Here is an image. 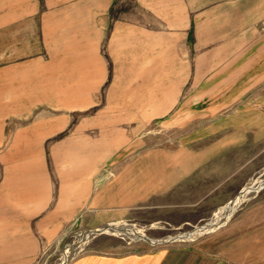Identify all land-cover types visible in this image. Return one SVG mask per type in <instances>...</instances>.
Here are the masks:
<instances>
[{
  "label": "rangeland",
  "instance_id": "rangeland-1",
  "mask_svg": "<svg viewBox=\"0 0 264 264\" xmlns=\"http://www.w3.org/2000/svg\"><path fill=\"white\" fill-rule=\"evenodd\" d=\"M10 1L0 0V77L6 81L11 68L31 70L41 60L45 90L31 73L30 92H39L44 104L36 105L30 118L68 116L47 147L89 148L86 154H93L99 168L95 189L108 185L117 194L120 174L126 187L137 184V194L124 202L93 208L87 203L61 233L47 235L33 264H69L88 252L164 249L188 250L212 264H264V0H110L109 25L98 47L110 76L91 102L79 105L66 101L85 91L84 82L79 90L77 58L86 56L65 41L79 16L61 10L67 4L53 11L54 0H30L29 24L37 27L36 21L46 18L45 31L40 27L41 41L30 43V51L35 44L38 51H22L20 28L7 26L12 14L19 18L22 12L12 11ZM183 16L188 24H181ZM56 18L62 24L51 34ZM140 21L141 28L155 33L149 54L154 63L144 56L134 72L124 66L125 104L110 105L115 23ZM121 37L128 42L120 38L114 52L125 53L128 61L137 54V36ZM59 68L62 73L56 74ZM4 81L0 85L6 87ZM82 123L88 126L85 141L75 136ZM100 124L108 125L107 135ZM107 147L108 159L102 153ZM73 156L60 153L46 160L68 164Z\"/></svg>",
  "mask_w": 264,
  "mask_h": 264
},
{
  "label": "crops",
  "instance_id": "crops-1",
  "mask_svg": "<svg viewBox=\"0 0 264 264\" xmlns=\"http://www.w3.org/2000/svg\"><path fill=\"white\" fill-rule=\"evenodd\" d=\"M26 1L29 2L26 4L25 1L20 3L19 0L9 2L12 8L10 6L8 8L22 13L19 18H14V14H12V20L7 22V26H10L12 31L16 26L17 29L20 28L22 51L29 52L31 42L41 41L39 38V35H42L40 27L44 32L46 18L36 21L37 27H35V23L29 24V19L26 16H28V10L32 3L30 0ZM52 3L54 4L50 6L53 9L58 8L57 4H67L61 10L67 11L69 15L79 16L76 20L78 23H69L68 26L74 24L75 27L67 28L65 41L71 43L78 56L83 55V58L86 56L83 61L77 58V65L79 66L80 62L82 64L79 66L81 71L77 74V78L80 80L76 78L82 86L78 87L79 90L83 88L82 82L86 85H84L85 91L82 90L84 92L70 98V101H66V103L69 105L87 104L92 101V95L98 91L100 84L110 76L106 58L100 55L98 49L99 43L105 35L104 28L109 25V18L106 15L110 0H54ZM170 17L171 24H173L174 17L172 18V15ZM60 18L62 19V13H60ZM164 18L166 19V17ZM186 18L187 16L182 17V25L188 24L184 22ZM57 19H53L51 34L56 31V23L62 24V21L56 22ZM141 23V21L140 23H115L110 42L114 46L119 43L121 38L123 44L126 45L127 37H121V34H133L134 37L137 36V54L127 61L124 58L125 53L114 52L115 48L112 46V54L114 59L116 58L113 74H116V77L107 94L110 105L122 106L125 104V89L120 86L124 66L134 72L137 69V62H140L138 65H142L141 60L144 56L148 64L154 63V56L150 58L149 54L153 50L155 33L141 28L140 26L143 24ZM164 23L170 24L167 20ZM135 25L137 28L127 27ZM128 31L129 33H127ZM60 35L61 33L58 39L55 34V43L58 42L57 39L59 43H62ZM141 40H143L142 45ZM133 45L135 47L136 43ZM34 47L35 49L31 51H38L39 48L36 44ZM63 48L66 49L65 46ZM38 60L39 64L34 69L11 68V72H7L6 81L0 77L5 82L4 86L7 85L6 87L0 85V100H4L0 103V264H33L39 256L42 241L47 239V235L51 237L61 233L66 224L86 208L87 203L93 208V205L111 201L124 202L127 195L137 194L136 183L131 189L130 185L126 187L125 174H120L117 179L118 183L123 182L121 187H118L117 194L111 192L113 190L108 185L95 189L94 178L99 168L95 164L93 154H86L89 148L83 149V146L62 147L59 144L47 147V139L65 127L68 116L38 114L32 119L30 118V112L35 109L34 107L44 104L38 99L40 98L39 92L37 94L30 92L31 73L37 74L34 79L38 83V88L43 92L45 90L46 68L44 65H40L41 60ZM168 64L172 69L171 60ZM79 67H76V71ZM171 69L168 72L172 73ZM61 73L59 68L56 74ZM3 89L8 96L5 95V92L3 93ZM62 104L60 101H53L55 106ZM87 127L82 123L76 129L75 136L85 141ZM99 127L101 134H104V130L107 131L105 135L108 134V125L100 124ZM60 153L74 155L70 157L72 162L67 164L55 161L52 164L46 160L47 155L54 156ZM102 153H105L108 159L109 147ZM69 264L212 263L199 254H191L188 250L164 249L157 253L140 251L123 254L88 252L73 259Z\"/></svg>",
  "mask_w": 264,
  "mask_h": 264
},
{
  "label": "water",
  "instance_id": "water-1",
  "mask_svg": "<svg viewBox=\"0 0 264 264\" xmlns=\"http://www.w3.org/2000/svg\"><path fill=\"white\" fill-rule=\"evenodd\" d=\"M258 187L259 186H257L256 188H254L253 190H251V191H255V190H257L258 189ZM234 206H233V208H232V210L231 211H233L234 210ZM175 238H169V241H173Z\"/></svg>",
  "mask_w": 264,
  "mask_h": 264
},
{
  "label": "bare ground",
  "instance_id": "bare-ground-1",
  "mask_svg": "<svg viewBox=\"0 0 264 264\" xmlns=\"http://www.w3.org/2000/svg\"><path fill=\"white\" fill-rule=\"evenodd\" d=\"M233 208V206H231V209Z\"/></svg>",
  "mask_w": 264,
  "mask_h": 264
}]
</instances>
